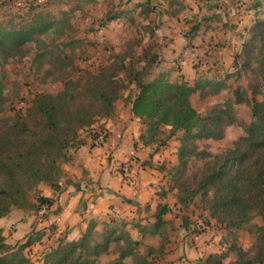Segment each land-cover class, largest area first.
<instances>
[{
	"label": "rangeland",
	"instance_id": "rangeland-1",
	"mask_svg": "<svg viewBox=\"0 0 264 264\" xmlns=\"http://www.w3.org/2000/svg\"><path fill=\"white\" fill-rule=\"evenodd\" d=\"M190 3L193 7L198 6L199 11L194 12ZM205 3L206 0H0V24L3 27L19 28L31 22L48 26L19 47L0 49V151L9 149L12 144L14 124L33 120L34 100L42 93L66 94L70 104L79 107L76 110L85 119V123L77 127L76 141L73 147L66 150L67 156L86 137L94 140L97 131L104 129L100 127V121L112 114L103 115L105 109L97 99L98 91L108 84L106 92L114 98L113 109L117 101L131 102L138 91L134 79L136 72H140L144 81L155 78L156 61L160 57L162 59L164 46L167 45L163 28L166 25L169 28L176 26L172 20L176 16L182 20L187 31L195 33L205 15L201 9ZM210 3V6L207 4L208 11L215 5L221 13L226 11L225 16L230 15V3L239 12L245 5L257 3L260 10L252 13L251 24L264 19V0H218ZM186 48L188 52L178 59H187L198 65L200 60L192 55L196 46L186 40ZM260 48L257 41L248 46L247 57L242 50L239 54L234 52L226 67L223 63L210 61L215 70L221 72L217 74L220 78L223 76L226 87L213 95L214 87L208 86L204 92H194L190 97L192 105L202 114L221 111L222 137L199 139L196 150L186 156V167L181 172H177L176 168L181 131L171 132L169 126L163 125L162 132L150 144L158 152L157 165L164 166L169 187L175 185L172 188H176L174 195L180 206L175 208L174 213L186 221L197 223V219L201 218L210 224L212 211L208 198L212 190L207 197L201 192L194 194L192 200L183 205L177 195L184 196L186 193L178 189H196L208 161L223 155L228 148H246V144L239 139L247 135L246 127L254 121L253 99L264 103V52ZM178 65H173L172 69L180 70ZM238 65L240 67L233 71L232 68ZM50 186L49 182L34 183L27 190V202L10 206L12 220L3 218V223L0 222V227L6 228L5 238L10 240L16 234V239H20L14 241L16 244L25 241L27 232L37 237L36 246L25 249L35 264H42L51 245L50 238L45 235L49 232L43 231L49 224L40 223V218L45 221L48 207L37 208L36 201ZM29 219L31 223H28ZM262 224L261 216L254 212L252 218L240 227L226 229L221 239L227 254L226 263L237 259L238 248L244 251L246 257L255 254L257 246L264 243V231L260 230ZM199 225L202 227L201 223ZM222 225L214 224L223 229ZM38 227H41L40 230ZM105 228L103 225L94 232V237L99 238ZM144 250V247L139 248L140 253ZM118 251L119 247L112 245L96 264L116 257ZM124 264H132V260L126 258Z\"/></svg>",
	"mask_w": 264,
	"mask_h": 264
},
{
	"label": "trees",
	"instance_id": "trees-1",
	"mask_svg": "<svg viewBox=\"0 0 264 264\" xmlns=\"http://www.w3.org/2000/svg\"><path fill=\"white\" fill-rule=\"evenodd\" d=\"M47 27V24L42 26L31 22L26 26L7 29L0 24V49L19 47L31 40L36 32L45 31ZM249 34L242 47L244 56L248 55V46L257 41L263 53L264 19L252 23ZM134 79L138 91L131 101V110L144 124L139 140L144 145L155 142L163 125L169 126L171 132H182L177 172L186 167V156L196 150L199 139L223 136L221 111L202 114L191 103V95L203 90V84L170 82L163 77L144 81L140 72H136ZM220 86V82L215 83L213 91ZM107 88L108 84H105L97 95L105 109L103 115H109L113 110L114 98L107 95ZM76 108L79 107L71 105L66 94L42 93L34 100L33 120L14 124L12 144L9 149L0 151V218L9 213L11 205L27 202V190L34 183L41 181L49 182L54 188L58 186L60 163L69 158L66 150L73 147L76 141L77 127L85 123ZM252 115L254 121L246 127L247 135L239 139L246 144V148H228L223 155L206 163V171L196 189H178L186 193L184 196L177 195L183 205L188 204L194 194L201 192L207 197L212 190L208 198L211 216L216 224H223L224 229L240 227L256 212L263 221L260 230L264 231L263 102L253 99ZM172 187L175 185L172 184ZM36 201L37 208L49 207L52 199L39 195ZM94 232L93 226H88L78 240L58 239L54 245H50L42 264H96L99 257L109 252L114 244L119 247L118 254L101 264H124L126 258H130L132 264H154L149 250L146 253L137 250L139 242L131 237L123 223L106 227L99 238L94 237ZM31 234L23 243L11 245L5 242L0 230V264H35L25 252L37 240ZM237 252V259L230 263L225 262L226 252H220L209 254L197 264H264L263 242L257 246L252 257H246L241 248Z\"/></svg>",
	"mask_w": 264,
	"mask_h": 264
},
{
	"label": "crops",
	"instance_id": "crops-1",
	"mask_svg": "<svg viewBox=\"0 0 264 264\" xmlns=\"http://www.w3.org/2000/svg\"><path fill=\"white\" fill-rule=\"evenodd\" d=\"M214 1L218 0H206V5L202 6L205 15L195 33L187 31L176 16L172 18L176 26L163 28L167 45L160 62L156 61L155 78L164 76L170 82L184 81L188 85L201 83L204 88L198 92L220 82V88L213 91V95L226 87L223 76L220 78L217 74L220 71L215 70L210 61L223 63L226 67L234 52H241L249 36L252 13L260 7L257 3H250L239 12L230 3V15L225 16L226 11L221 13L215 5L208 11L207 4L210 6ZM189 6L193 7L191 3ZM193 8L194 12L199 11L198 6ZM186 40L196 46L192 55L200 60L198 65L187 59H178L188 52ZM177 64L180 70H173L172 66ZM100 127L107 130L105 141L98 145L92 137L81 141L69 151V158L61 163L62 175L57 181L58 186L47 187L41 193L52 199L45 221L40 218L41 224H49L41 230L49 232L45 235L50 238L51 245L60 238L78 240L88 226L97 231L103 225L123 223L131 237L139 242L137 250L140 247L145 248L141 253L149 250L154 264H197L211 253L224 252L221 239L226 229L214 226V219L209 217L210 224L201 218L192 223L174 213L180 206L174 195L176 188L169 187L164 166L157 165L158 152L139 140L143 125L133 114L131 102L117 101L112 114L100 121ZM11 216L12 212H9L0 218V222L7 218L12 220ZM143 228L146 230L141 231ZM0 230L5 238L6 228L0 227ZM12 236L10 240L5 238V242L15 245L14 241L20 239H16V234ZM36 241L30 246L37 244Z\"/></svg>",
	"mask_w": 264,
	"mask_h": 264
},
{
	"label": "built area",
	"instance_id": "built-area-1",
	"mask_svg": "<svg viewBox=\"0 0 264 264\" xmlns=\"http://www.w3.org/2000/svg\"><path fill=\"white\" fill-rule=\"evenodd\" d=\"M239 67H240V65H238L237 67H234L232 69L234 71V70H237ZM105 139H106V131H105V129H102V130L97 131L93 142L98 145V144H102L105 141ZM130 155L133 156L134 152L131 151Z\"/></svg>",
	"mask_w": 264,
	"mask_h": 264
}]
</instances>
